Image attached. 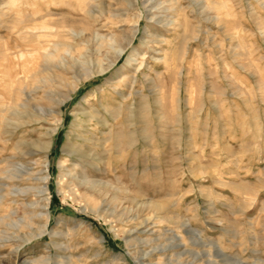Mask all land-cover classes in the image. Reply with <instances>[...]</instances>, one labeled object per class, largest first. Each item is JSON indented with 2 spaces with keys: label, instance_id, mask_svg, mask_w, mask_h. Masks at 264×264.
I'll use <instances>...</instances> for the list:
<instances>
[{
  "label": "rangeland",
  "instance_id": "1",
  "mask_svg": "<svg viewBox=\"0 0 264 264\" xmlns=\"http://www.w3.org/2000/svg\"><path fill=\"white\" fill-rule=\"evenodd\" d=\"M261 21L264 0H0V264H264ZM63 24L130 47L72 91L82 56L47 53L95 44ZM72 146L99 212L61 190ZM34 157L49 201L5 177Z\"/></svg>",
  "mask_w": 264,
  "mask_h": 264
},
{
  "label": "bare ground",
  "instance_id": "2",
  "mask_svg": "<svg viewBox=\"0 0 264 264\" xmlns=\"http://www.w3.org/2000/svg\"><path fill=\"white\" fill-rule=\"evenodd\" d=\"M86 12L92 16L93 14V10L92 9H85ZM157 14V13H156ZM152 16V15H151ZM158 16V15H157ZM153 17V16H152ZM156 17V15L154 16ZM125 18V17H124ZM159 18V17H158ZM63 19H70L68 17H63ZM73 20V19H72ZM169 20V19H168ZM164 21V20H163ZM166 21V20H165ZM56 22V21H55ZM69 22V21H68ZM71 22V21H70ZM167 22V21H166ZM177 22V20H176ZM260 22V21H259ZM262 22V21H261ZM60 25V22H58ZM180 23V22H179ZM264 23V22H262ZM75 24V23H74ZM89 24V23H88ZM91 25V24H89ZM63 26H67L68 27V31L71 35V37H81L86 39L88 42H93V44H95L94 46V50L93 51H88L86 52V50H82L80 48H78L79 46H77V44H74V42H68L69 40H55L53 39L54 45H53V50L49 53H47V59H51L53 61H58L57 58L59 59L60 56L62 55V52L64 53H68L70 52V50L75 49L76 51H78V53L82 56V59L76 61L74 60L73 62H70L69 66L67 67L68 69H71V71L74 73L73 75V79L75 80L76 83L71 84L69 83V85H73V88L71 89L72 91H74L83 81H87L89 79H91L93 76H95L98 73H106L107 70H109L111 68V66H113L119 59V57L126 52V50L128 49V46L130 45V39L126 40V42H122L117 36L110 35L109 38L107 37H103L101 35H99L98 33H96V31H87L85 28H77L74 27V25H69V24H63ZM76 26V25H75ZM177 28V27H176ZM49 32V31H48ZM131 33V32H130ZM132 34V33H131ZM136 34V33H135ZM135 36V35H134ZM52 41V40H51ZM87 42V43H88ZM133 43V42H132ZM116 44V46H115ZM91 45V44H89ZM61 47V48H60ZM130 47V46H129ZM111 48V50H110ZM93 49V48H92ZM50 50V49H49ZM72 53V52H71ZM133 53V52H132ZM137 53V52H136ZM135 54V53H134ZM130 55V53H129ZM65 56V55H64ZM100 56H104L106 58H110L109 62H105L103 61V59ZM128 56V55H127ZM137 56V55H136ZM165 56V55H164ZM67 57V56H65ZM64 58V57H63ZM121 58V57H120ZM68 59V58H66ZM60 60V59H59ZM158 60V59H157ZM48 61V60H47ZM55 61V62H56ZM49 62V61H48ZM53 63V62H52ZM62 64V60L60 62ZM129 63L131 64V61H129ZM51 64V63H50ZM54 64V63H53ZM66 64V63H65ZM67 65V64H66ZM49 66H47L46 68H48ZM51 67V66H50ZM45 68V67H44ZM45 68V69H46ZM109 73V72H108ZM143 74V73H142ZM102 75V74H101ZM60 76V75H57ZM63 76V75H62ZM26 77V76H25ZM24 77V78H25ZM42 77V76H41ZM64 77V76H63ZM62 77V78H63ZM121 79V78H120ZM64 80V78H63ZM116 80V79H115ZM114 81V80H113ZM118 81V80H116ZM127 81V80H126ZM74 82V81H73ZM109 83V82H108ZM68 84V83H67ZM79 84V85H78ZM115 85V83L113 84ZM127 85V84H126ZM112 86V85H111ZM156 86V85H155ZM116 88V87H115ZM12 90V89H11ZM14 93V92H13ZM13 93L10 92V98H13ZM120 93V92H119ZM69 96H67L66 98H63V103L66 101V99ZM15 105V104H14ZM13 104L12 105H8L6 107L7 110H9L12 113H15V106ZM1 109V108H0ZM85 110V109H84ZM90 112H88L89 114ZM85 114H87V111H83V112H78L72 115V117L76 120L77 122L80 123V121L82 120V115L84 116ZM98 116V115H97ZM3 119V118H2ZM7 119V118H6ZM4 120V119H3ZM101 120V119H100ZM98 122V121H97ZM108 122V121H107ZM106 121H103V124H107ZM98 124V123H97ZM79 126V125H78ZM3 130V129H2ZM2 132V131H1ZM49 139H47V141H44L43 143H41L39 145V149L40 150H47L50 151L51 149V136L52 133L47 132ZM33 146V145H32ZM81 148V147H80ZM78 148V146H72V148L70 149V155L71 156H78L79 159L76 160L74 162V166L70 167L69 169H67V174H68V180H69V185L67 186V189L65 187H62L61 190L66 194L72 195L73 198H82L83 196H85L86 198V206L92 204L91 201V195H87L88 192H96V191H102L103 187H109L107 186V183H104L102 180H99L97 178H94L92 176H90L88 173L85 172V174H78L77 168L80 166H82V162H83V156H84V151L82 149ZM31 149V148H30ZM35 150V148H34ZM42 152V151H41ZM40 153V152H39ZM35 154V153H34ZM37 154V153H36ZM23 156H26L27 158L32 154V152H24L23 151ZM45 156V155H44ZM70 156V157H71ZM30 158V157H29ZM28 158V159H29ZM45 166L48 167V160L47 157L44 160ZM73 162V161H72ZM14 163V162H13ZM38 164L40 163V160L37 158H33L31 160H22L20 162V166L16 169L14 172H5L7 173L5 177L8 178H16V177H21L25 180L28 181L27 184H25L24 186H20L18 187L19 190L21 192L24 193H29V192H33L35 191L40 197L46 199L47 201H49V173L47 172V169H39L38 171L36 170L37 173L34 172V165L32 164ZM112 163V162H111ZM19 164V163H18ZM108 165V164H107ZM112 165V164H111ZM15 166V165H14ZM110 167V166H109ZM82 168V167H81ZM4 178L2 175L0 176V179ZM71 184L73 186H71ZM66 185V184H65ZM76 187H77V191H76ZM80 188H84L86 191L85 195H82L81 193L78 192V190ZM83 189V190H84ZM20 193V192H19ZM84 193V192H83ZM18 194V191H17ZM1 196V194H0ZM104 196V195H102ZM119 195L115 194L113 196V199L115 201L119 200ZM83 201V200H82ZM85 201V200H84ZM142 201V200H141ZM144 201V200H143ZM35 201H32L29 203L31 206L34 205ZM162 204V203H161ZM93 205V210L99 212L100 209L97 205V203L95 202V204ZM160 206V205H159ZM158 206V207H159ZM101 207V206H100ZM96 212V213H97ZM30 224V223H29ZM28 224V225H29ZM13 225V224H12ZM117 229V228H116ZM122 229V228H121ZM130 229H122L123 233H128L127 231H129ZM121 231V232H122ZM130 233V232H129Z\"/></svg>",
  "mask_w": 264,
  "mask_h": 264
}]
</instances>
